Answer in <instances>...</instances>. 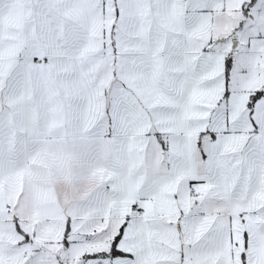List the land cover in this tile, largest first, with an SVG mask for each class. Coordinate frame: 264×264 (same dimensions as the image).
<instances>
[{
  "label": "snow or ice",
  "instance_id": "obj_1",
  "mask_svg": "<svg viewBox=\"0 0 264 264\" xmlns=\"http://www.w3.org/2000/svg\"><path fill=\"white\" fill-rule=\"evenodd\" d=\"M0 264H264V0H0Z\"/></svg>",
  "mask_w": 264,
  "mask_h": 264
}]
</instances>
